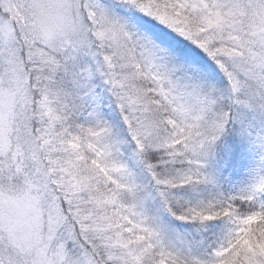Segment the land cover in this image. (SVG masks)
<instances>
[{"label":"snow or ice","instance_id":"1","mask_svg":"<svg viewBox=\"0 0 264 264\" xmlns=\"http://www.w3.org/2000/svg\"><path fill=\"white\" fill-rule=\"evenodd\" d=\"M0 264H264V0H0Z\"/></svg>","mask_w":264,"mask_h":264}]
</instances>
